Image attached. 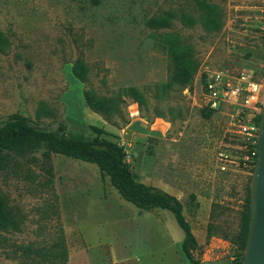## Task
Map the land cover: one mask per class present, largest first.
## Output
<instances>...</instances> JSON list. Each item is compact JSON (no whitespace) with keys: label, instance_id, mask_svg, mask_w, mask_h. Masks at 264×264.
<instances>
[{"label":"rangeland","instance_id":"obj_1","mask_svg":"<svg viewBox=\"0 0 264 264\" xmlns=\"http://www.w3.org/2000/svg\"><path fill=\"white\" fill-rule=\"evenodd\" d=\"M207 1L222 10L220 30L205 28L194 0H0V31L7 39L0 49V125L21 113L50 129L63 122L78 139L101 133L125 140L135 178L183 202L202 246L195 251L201 264H238L236 246L218 236L207 242V230L212 220L237 228L253 166L227 116L201 106V74L232 65L264 80V0ZM167 14H174L169 26L150 25L152 17ZM184 15L196 23L186 25ZM173 32L192 47L198 68L190 83L167 88L173 64L164 36ZM79 58L87 66L85 82L73 72ZM129 86L144 92L146 103L122 94L111 119L84 97L86 89L113 97ZM220 149L233 156L227 170L218 166ZM32 156L0 173V195L17 222L0 233L8 238L0 243V264H22L9 254L14 244L56 238L53 204L68 264H192L170 210H141L95 163L63 154H52L50 183L42 150Z\"/></svg>","mask_w":264,"mask_h":264},{"label":"trees","instance_id":"obj_2","mask_svg":"<svg viewBox=\"0 0 264 264\" xmlns=\"http://www.w3.org/2000/svg\"><path fill=\"white\" fill-rule=\"evenodd\" d=\"M194 1L203 10L202 22L205 28L208 31L220 30L224 24L221 8L207 0ZM173 17L174 14L156 16L152 17L149 23L156 28L166 27L171 24ZM182 20L189 26L196 23L193 17L187 15H184ZM164 42L168 46L173 64L167 88H171L175 84L184 86L190 83L198 68L192 47L183 42L177 32L165 34ZM6 45L7 39L0 31V49H3ZM73 72L82 82L87 81V66L81 58L75 62ZM122 94L133 98L140 105L145 104L147 101L144 92L135 86L123 88L117 96L113 97L99 95L91 89L84 91L88 106L94 111L103 114L107 119H111L118 112ZM204 110L211 113V109L205 108ZM260 120L261 114L258 116L259 123ZM256 148L257 150L251 161L252 171H254L258 157V144H256ZM41 150L44 169L50 183L54 177L52 154H63L82 161L95 163L103 177H109L111 184L118 190L120 195L141 210L151 211L156 208L170 210L184 231L181 248L185 257L192 264H201L200 260L195 257V251L202 246L193 232L191 223L185 216L183 202L176 195L159 186L137 180L132 166L127 160V151L119 145V141L102 136L101 133H98L92 139H78L67 133L66 125L63 122L59 124L57 129H50L21 113H13L2 121L0 125V173L9 167L13 160L32 156L34 152ZM245 153H250V151L247 150ZM32 159H35V157L32 156ZM53 205L52 213L60 222L56 238L52 242L42 245L35 242L14 244L13 250L9 254L13 258L20 259L22 264L69 263V249L65 231L60 221L59 206L58 204ZM214 210L213 205L211 217L215 216ZM250 211V187H248L245 203L242 210H240L239 222L235 230H231L227 226L223 228L222 224H218L214 220L208 224L206 241L209 242L212 237L218 236L232 242L237 249L236 261L238 264L242 263L247 243L251 217ZM16 224L17 222L11 214L7 201L0 195V233L8 231L10 228H16ZM1 237L0 243L8 241L6 236L2 235Z\"/></svg>","mask_w":264,"mask_h":264},{"label":"built area","instance_id":"obj_3","mask_svg":"<svg viewBox=\"0 0 264 264\" xmlns=\"http://www.w3.org/2000/svg\"><path fill=\"white\" fill-rule=\"evenodd\" d=\"M201 106L224 113L228 118L230 132L239 136L242 147L249 150L246 157L253 159L252 147L257 143L259 134L258 116L264 106V80H258L252 72L232 65L208 70L201 74ZM229 111H220L224 107ZM119 145L127 146L125 140ZM232 154L220 149L217 152L218 166L227 170Z\"/></svg>","mask_w":264,"mask_h":264},{"label":"water","instance_id":"obj_4","mask_svg":"<svg viewBox=\"0 0 264 264\" xmlns=\"http://www.w3.org/2000/svg\"><path fill=\"white\" fill-rule=\"evenodd\" d=\"M258 157L251 178V217L241 264H264V106L258 134Z\"/></svg>","mask_w":264,"mask_h":264},{"label":"crops","instance_id":"obj_5","mask_svg":"<svg viewBox=\"0 0 264 264\" xmlns=\"http://www.w3.org/2000/svg\"><path fill=\"white\" fill-rule=\"evenodd\" d=\"M162 188V187H161ZM194 232V231H193Z\"/></svg>","mask_w":264,"mask_h":264}]
</instances>
